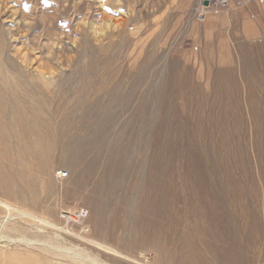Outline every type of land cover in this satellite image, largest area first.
<instances>
[{"label": "rangeland", "instance_id": "374dc122", "mask_svg": "<svg viewBox=\"0 0 264 264\" xmlns=\"http://www.w3.org/2000/svg\"><path fill=\"white\" fill-rule=\"evenodd\" d=\"M8 1L7 17L2 24L9 27L17 22L19 33L16 37L20 39L9 43L7 53L17 48L23 52L33 49L30 56H35L37 60L36 63V60L33 61V67L48 63L50 67L47 71H53L58 66L64 72H69L82 60V36L86 33L96 46L108 42L118 43L123 36H126L129 41L121 46L124 54L121 64L127 67L129 59L139 54L138 64L143 59L149 60L150 140L154 128L159 126L162 131L158 130L163 136V141L155 147H159L161 154L175 155L176 148L171 147L167 139L173 138L174 141L179 142V130L176 129L178 123L181 125L185 114L189 113L191 116L194 113V108L189 111L185 107V100L181 94L184 87H194L193 99H198V96L206 93L209 97L208 101H211L214 79H218L220 84L228 86L231 90L229 98L236 97L244 105L264 101V83L252 84L240 73L243 48L254 76L264 78V0H232L229 9L222 5V0H38L34 3L24 0ZM47 15L55 19V31L60 34L59 39H48L43 34L40 24ZM105 16L108 18L105 19ZM14 19L16 22H13ZM32 23H36L34 32L27 27ZM32 33L37 35L36 40L32 41ZM48 43H55L54 48L62 44L66 49L57 52L56 58L49 61ZM220 43L222 44L219 45ZM229 71L232 72L228 73ZM165 84H171L174 92L170 98L162 101L159 97L160 88ZM152 86L155 89L152 90ZM78 91L71 95L70 92H65L71 100L69 104L71 111L76 110V100H81V95L79 96L81 92ZM229 98L227 100H232ZM119 107L121 109V104ZM125 112L119 116L118 121L121 124L129 116V113ZM243 112L247 133L251 134L245 107ZM163 117L164 122L158 123ZM107 139L112 141V136H108ZM148 141L147 137L142 140V144L146 146ZM122 147L125 149L126 169L123 173L126 176L130 165L136 163L142 165L146 160L140 153L131 150L126 139L122 142ZM152 147L150 145V197L156 200V207L149 213L143 212V214L136 208L130 210L134 216L143 215L146 218L145 226L141 231L134 232L136 239L142 234L145 240L136 241L134 237L135 240L132 238L133 242L130 244L128 240L131 233L126 225L127 214L124 213L122 222L117 223L111 213L113 216L110 224L118 228V233L125 239L117 244V248L125 255L120 259L119 264L124 262L125 264H194L195 262V264H264V181L257 178L254 161L252 163L254 182L241 184L245 195L242 199L235 200L231 197L229 186L225 182H207L205 177L202 181L192 173L184 184H180L176 176L171 178L169 165L174 161L181 165L179 157L173 156L172 159L165 161V169L157 174V177H163L164 180L153 181ZM59 171H67L68 176L58 179L56 173ZM76 175L75 169L65 163L63 155L56 153L50 162L49 174H41L43 181L49 179L57 187L50 198L44 199L42 193V202L38 209L28 206L26 208L10 200L35 215L52 220L60 228L42 226L44 230L37 227L39 234L34 239L28 237L37 230L33 220L23 216L22 218L16 214L17 212L7 215L2 224L10 227L14 222L28 223L29 225L26 226L28 225V228L30 226L31 230L28 229L30 232L28 230L26 232L27 239L37 242L8 244V240L14 237L4 238L5 241L0 242V264H33V262L41 264L45 255L60 262L72 263L77 261L70 258L71 255L76 258L72 253L73 249H80L90 258L104 260L100 256L98 258L96 252L89 246L82 244L78 237L69 233H79L81 227L86 226L91 230L94 221L85 220L80 225H73L60 216L63 211H72L80 206L91 212L87 198L92 194H89L88 186L72 194H65L62 190L64 186L73 190V180ZM167 175L170 181L165 179ZM126 181L127 196L124 198H133L129 196V192L134 190L133 178L130 176ZM135 197L138 198L140 195L137 194ZM234 207H238V210ZM162 209L165 210L162 212ZM136 211L139 213L137 214ZM3 215L5 213L0 211V217ZM3 226L0 225V234L3 232ZM55 233H60L58 235L60 238H56ZM143 249L146 250V254H143ZM11 254L14 256L12 257ZM186 255L189 256V260L185 258ZM28 259L32 261H27Z\"/></svg>", "mask_w": 264, "mask_h": 264}, {"label": "bare ground", "instance_id": "6f19581e", "mask_svg": "<svg viewBox=\"0 0 264 264\" xmlns=\"http://www.w3.org/2000/svg\"><path fill=\"white\" fill-rule=\"evenodd\" d=\"M24 1L38 2V0ZM8 2V0H0V211L5 213L0 217V225L3 226L2 222L7 215L17 212L16 214L21 217L33 220L36 229L42 226L60 228L52 220L29 212L26 206L38 209L42 202L41 194L43 193L44 199H47L57 190L49 179L43 181L41 174H49L52 158L56 153H61L65 163L74 168L77 174L73 180V190L64 186L62 188L64 193L72 194L88 186L89 194H92L87 198L91 212L87 210L85 219L94 221L92 231L86 226L81 227L79 233H69L94 250L98 258L99 256L104 258V260L90 258L80 249H73L72 253L76 258L72 255L70 258L76 259V262H60L45 255L41 264H119L121 262L120 259L125 255L117 248V244L125 239L118 233V228L110 224L112 216L114 215V221L120 223L124 217L122 215L127 214L126 225L131 233L128 242L131 244L136 234L134 232L141 231L145 226L146 218L143 215L138 216L137 211V216H134L130 210L136 208L141 214L149 213L157 204L156 200L150 197V145L153 146L151 154L154 158L151 162L152 178L155 182L164 180L163 177H157V174L165 169L167 160L172 159L173 156L181 159V165L176 161L169 165L171 178L176 176L179 183L184 184L192 173L202 181L205 177L207 182H225L229 186L231 197L235 200L242 199L245 195L241 184L254 182L253 161L257 168V178L264 181V101L244 105L236 97L229 98L231 90L228 86L220 84L218 79H214L211 101H208L209 97L206 93L198 96V99H193L194 87H184L181 94L185 100V107L189 111L194 108V113L191 116L189 113L185 114L181 125L178 123L176 129L179 130V142L174 141L173 138L167 139L171 147L176 148L175 155L161 154L159 147H155L163 141V136L158 130L159 126L154 128L150 140L149 60L143 59L138 64L139 54L129 59L127 67L121 64L124 59L121 46L129 41L126 36H123L118 43L108 42L96 46L86 33L82 36V60L69 72H64L58 66L53 71H47L50 67L48 63L33 67V61L36 60L35 56H30L33 49L23 52L17 48L7 53L9 43L20 39L16 37L19 31L15 19L13 22L16 24H11L9 27L2 24L7 17ZM40 25L48 39L60 37L55 31L56 23L51 15H47ZM27 27L34 32L36 23ZM36 36L32 35V41L37 39ZM54 46L55 43L47 44L49 61L56 58L57 52L66 49L62 44L56 48ZM241 52L243 53L240 73L252 84L264 83V78L254 76L243 48ZM153 88L155 89L154 86L152 90ZM173 88L171 84L161 87L160 99L163 101L170 98L174 92ZM78 90L81 92L79 93L81 100H76V110L71 111L69 105L71 100L65 92H70L71 95ZM228 98L232 100H227ZM117 105L118 109H116ZM244 107L251 134L247 133L245 126ZM124 111L129 113V116L121 124L118 119ZM164 120L163 117L158 123H163ZM108 136H112V141H108ZM147 137L149 141L144 146L142 140ZM168 137L167 135L166 138ZM125 139L131 150L140 153L146 160L142 165L137 163L130 165L126 176L123 173L126 169L125 149L122 147ZM130 176L133 178L134 190L129 192V196L133 198H124L127 196L126 179ZM165 179L170 181L168 175ZM137 194L140 197H135ZM234 208L238 210V207ZM164 210L162 209V212ZM26 224L14 222L10 227L4 224L0 242L12 236L16 240L12 238L8 240V244L9 242L36 243V240L27 239L26 232L31 229L30 226L27 227L29 224L27 226ZM38 231V229L31 231L33 235L30 234L28 237L35 239L38 237ZM57 233H55L57 237L54 235V238H60L58 236L60 233ZM144 237L141 234L139 239L136 237L135 239L144 241ZM145 249L142 251L143 254H146ZM25 257L23 259L26 260ZM185 258L189 260L188 255Z\"/></svg>", "mask_w": 264, "mask_h": 264}, {"label": "built area", "instance_id": "2783aa9c", "mask_svg": "<svg viewBox=\"0 0 264 264\" xmlns=\"http://www.w3.org/2000/svg\"><path fill=\"white\" fill-rule=\"evenodd\" d=\"M67 176V171H59L56 173V177L58 179H64ZM87 214V209L80 206L78 208L73 209L72 211H63L60 216L61 218H63V220H66L67 223H71L73 225H80L83 221H85Z\"/></svg>", "mask_w": 264, "mask_h": 264}, {"label": "crops", "instance_id": "0c3cea01", "mask_svg": "<svg viewBox=\"0 0 264 264\" xmlns=\"http://www.w3.org/2000/svg\"><path fill=\"white\" fill-rule=\"evenodd\" d=\"M222 5L226 6L227 9L231 8L232 0H222ZM227 11V10H226Z\"/></svg>", "mask_w": 264, "mask_h": 264}]
</instances>
